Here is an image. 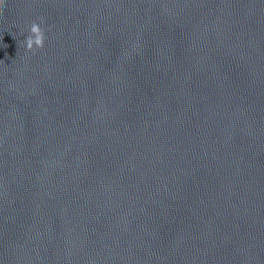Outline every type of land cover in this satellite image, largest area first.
Returning <instances> with one entry per match:
<instances>
[{"label":"water","instance_id":"water-1","mask_svg":"<svg viewBox=\"0 0 264 264\" xmlns=\"http://www.w3.org/2000/svg\"><path fill=\"white\" fill-rule=\"evenodd\" d=\"M0 264H264V0H0Z\"/></svg>","mask_w":264,"mask_h":264},{"label":"clouds","instance_id":"clouds-1","mask_svg":"<svg viewBox=\"0 0 264 264\" xmlns=\"http://www.w3.org/2000/svg\"><path fill=\"white\" fill-rule=\"evenodd\" d=\"M45 43V33L37 24L30 28V34L25 39V46L28 50L42 49Z\"/></svg>","mask_w":264,"mask_h":264}]
</instances>
